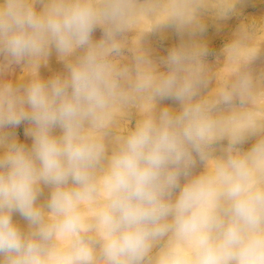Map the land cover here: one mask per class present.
I'll return each instance as SVG.
<instances>
[{"label": "clouds", "instance_id": "1", "mask_svg": "<svg viewBox=\"0 0 264 264\" xmlns=\"http://www.w3.org/2000/svg\"><path fill=\"white\" fill-rule=\"evenodd\" d=\"M247 2L0 0V264H264V46L247 26L208 92V21Z\"/></svg>", "mask_w": 264, "mask_h": 264}, {"label": "rangeland", "instance_id": "2", "mask_svg": "<svg viewBox=\"0 0 264 264\" xmlns=\"http://www.w3.org/2000/svg\"><path fill=\"white\" fill-rule=\"evenodd\" d=\"M244 22V23H243ZM241 23V24H240ZM240 24V25H239ZM245 25L249 30L254 33L256 38L260 41L262 46H264V0H248V2L241 7L240 15L231 16L228 19L220 22L208 21V31L205 39L208 41L210 51L213 55H210L208 59L209 65V75L213 77L212 83L209 85L208 92L211 93L217 83L224 78L227 73L231 70L227 63L226 57L224 55L223 49L225 45L231 42L233 39V33L238 27ZM99 30L94 34L95 38L100 37ZM228 35L231 37L229 38ZM178 42V38L172 34H167V39L161 45L155 38L149 41V46L153 49L154 57H162L167 54V49L173 44ZM260 64V61H257ZM62 70V65L57 63L55 57L50 61L48 67H42L40 69L41 75L47 78L55 71ZM25 74L17 69L14 79H20ZM168 103V102H165ZM136 119L135 113L129 121L122 122V129L131 127ZM28 126L27 122L20 125L14 131L18 134V138L21 142L26 145H31V138L24 136V128ZM252 141H249L244 145L245 148L251 146ZM45 195H47L48 189H44ZM43 199V198H42ZM14 220L18 221L22 225L25 223L19 218V216L14 215Z\"/></svg>", "mask_w": 264, "mask_h": 264}, {"label": "bare ground", "instance_id": "3", "mask_svg": "<svg viewBox=\"0 0 264 264\" xmlns=\"http://www.w3.org/2000/svg\"><path fill=\"white\" fill-rule=\"evenodd\" d=\"M243 23H244V22H243ZM240 24H241V23H240ZM240 24H239V25H240ZM228 37L230 38L231 36H230V35H228Z\"/></svg>", "mask_w": 264, "mask_h": 264}]
</instances>
